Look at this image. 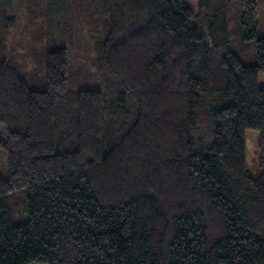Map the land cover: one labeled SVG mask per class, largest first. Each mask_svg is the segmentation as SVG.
<instances>
[{
    "label": "trees",
    "instance_id": "16d2710c",
    "mask_svg": "<svg viewBox=\"0 0 264 264\" xmlns=\"http://www.w3.org/2000/svg\"><path fill=\"white\" fill-rule=\"evenodd\" d=\"M79 4L95 89L70 87L72 32L45 49V79L21 72L0 0V264H264V0ZM247 130L261 133L258 179Z\"/></svg>",
    "mask_w": 264,
    "mask_h": 264
},
{
    "label": "rangeland",
    "instance_id": "374dc122",
    "mask_svg": "<svg viewBox=\"0 0 264 264\" xmlns=\"http://www.w3.org/2000/svg\"><path fill=\"white\" fill-rule=\"evenodd\" d=\"M66 5L63 7L61 15L55 16L49 13L50 0H13V7L8 15L16 18V27L11 29L6 35L5 51L7 57L19 66L21 72L28 76H37L41 80L43 71L41 64L42 56L48 46H53L60 41V34L70 35L72 32L73 44H70V71L77 80L70 81V87L74 90L79 89H95L100 82V71L96 60L98 54L96 51L95 40L91 38L89 29L86 26L87 15L80 12V0H65ZM189 7L194 11L199 10V0H186ZM259 15L258 37L264 36V6ZM2 19L0 18V23ZM73 33L75 34L73 36ZM79 34V37H78ZM55 40V41H53ZM241 44H237L233 49L236 51L241 48ZM252 46V47H251ZM251 53L245 59V63L255 61V46L250 45ZM232 49V50H233ZM236 52L235 50H233ZM237 53V52H236ZM254 63V62H253ZM34 79V78H33ZM38 79V78H37ZM45 83L38 84L39 89H43ZM96 86V87H95ZM259 86L264 89V74L259 76ZM5 126L0 123V137H5ZM261 133L257 130H247V169L249 175L253 179L260 177V153ZM8 155L4 150L0 149V178L8 179ZM25 193L18 194L19 203L16 205L22 209L25 208ZM22 214V213H21ZM21 214L13 216L14 224H21L27 221V211L24 220ZM45 264V263H30Z\"/></svg>",
    "mask_w": 264,
    "mask_h": 264
}]
</instances>
